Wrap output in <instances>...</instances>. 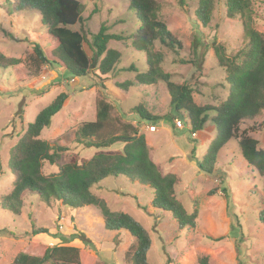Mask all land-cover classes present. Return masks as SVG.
Wrapping results in <instances>:
<instances>
[{
    "label": "rangeland",
    "instance_id": "rangeland-1",
    "mask_svg": "<svg viewBox=\"0 0 264 264\" xmlns=\"http://www.w3.org/2000/svg\"><path fill=\"white\" fill-rule=\"evenodd\" d=\"M78 1L81 17L71 27L73 30L90 40V35L104 24L109 33L126 38L109 41V47L121 52V60L103 82L105 89L90 72L74 77L63 67L32 63V44H39L49 54L55 47L53 37L41 24L37 11L13 10V6L0 0V52L20 59L18 64L0 69V203L2 196L12 188L8 169L10 151L38 111L60 92L68 94L62 109L53 115L50 125L39 136L58 139L67 148L59 159V164H63L73 155L89 158L96 152L76 142L74 133L82 123L94 121L96 101L104 99L113 105L112 116L137 126L139 133L145 134V142L155 149L154 160L162 172L177 177V200L188 213L196 211L195 226L180 229L170 212L150 205L152 191L146 185L120 175L107 177L90 188L109 208L129 213L147 230L151 239L148 262L195 264L198 257L207 255L213 264H264V225L257 218L259 211L264 210V176H259L246 164L235 140H230L218 152L211 174L199 171L190 154L193 148L197 158L206 153L215 133L211 122L208 120L202 132L190 134L185 123L187 116L169 106V93L163 82L149 86L134 83L126 92L114 84L133 81L135 72L123 68L132 65L142 70L145 67V54L130 48L128 38L139 27V22L129 2ZM156 1L161 5L159 19L182 44L180 49L171 50L154 43L153 51L159 50L165 55L164 72L170 73L175 83L191 84L195 90L193 100L198 105H216L224 100L228 92L224 70L217 66L212 49L202 54L201 47L193 49L191 42L195 34L203 44H210L215 38L227 53H235L246 42L239 18H227L224 7L218 3L211 20L203 26L194 16L198 0H183L185 9L179 0ZM253 7L259 16L255 27L264 35V0H253ZM84 49L90 57L92 52L85 44ZM181 58L186 62L177 61ZM137 104L160 119L141 120L131 111ZM176 119L181 127L176 126ZM150 125L156 131H149ZM251 126L255 130L249 131V136L264 147V110L241 127ZM120 148L117 143L103 150L115 153L120 152ZM43 171L53 172L56 167L45 163ZM33 227L46 228L50 234L58 228L66 237L82 235L89 243L78 238L60 241L47 234L32 235ZM134 243L123 230H106L99 211L92 205L71 208L54 198L47 202L30 195L24 198V206L15 216L0 204V264L10 263L22 252L41 256L45 247L52 245L78 247L85 252L83 264H125L124 254ZM43 264L62 263L46 261Z\"/></svg>",
    "mask_w": 264,
    "mask_h": 264
},
{
    "label": "trees",
    "instance_id": "trees-1",
    "mask_svg": "<svg viewBox=\"0 0 264 264\" xmlns=\"http://www.w3.org/2000/svg\"><path fill=\"white\" fill-rule=\"evenodd\" d=\"M5 1L13 6V10L37 11L41 24L46 26L47 32L55 41V47L49 54L39 44L33 43V55L30 57L32 63L36 66L44 64L63 67L74 77H82L90 72L101 87L106 88L103 82L109 79L108 76L121 60V52L109 47V41H123L125 37L109 33L104 24L90 35V40L81 32L73 30L71 27L81 17V3L78 0ZM127 1L139 22V27L128 38L130 48L145 54V67L142 70L132 65L123 68L134 71V79L115 82V86L126 92L134 83L149 86L163 82L169 93V106L180 115L187 116L185 123L190 134L202 132L209 120L215 133L206 153L197 158L193 155V148L190 154L202 173L211 174L218 152L230 140H235L246 164L259 176H264V147L257 139L249 136V131H254L255 127H241L246 120L254 119L264 110V35L255 27L259 16L254 10L253 0H198L194 12L197 23L206 26L216 5L221 3L227 18H239L246 38L244 46L232 54L227 53L224 45L216 42L215 38L210 44H203L197 34L193 36L191 47H201L202 54L209 48L212 49L217 66L225 72L224 81L228 92L226 98L216 105L196 104L193 100L195 90L191 84L175 83L171 80L172 75L164 72L162 63L165 55L162 51H153L154 43L158 42L171 50L180 49L182 44L159 19L160 3L156 0ZM179 4L185 9L183 0H179ZM84 44L92 52L90 57ZM177 61L186 62L182 58ZM19 62V58L0 52V69ZM67 97V93L60 92L38 111L33 122L27 124L24 133L12 147L8 160L12 188L2 196L0 204L15 216L20 214L24 198L30 195H36L47 202L54 198L71 208L92 205L99 211L106 230H123L134 239L135 243L124 254L125 264H150L147 252L151 239L147 230L129 213L109 208L102 198L90 192V188L107 177L120 175L131 182L146 185L152 191L150 205L170 212L180 229L195 226L196 211L188 213L177 200V177L172 173L162 172L160 165L153 159L152 148L147 145L138 127L112 116L113 105L104 99L96 101L94 121L82 123L74 133L76 142L83 143L86 148H93L96 152L89 158L73 155L66 163L59 164L61 153L67 148L58 139L48 140L39 136L50 125L53 115L62 109ZM131 111L144 121L160 119V116L148 112L142 104H137ZM117 143L121 145L120 152L103 150ZM45 163L56 167V171L45 173ZM213 192L214 189L210 191L211 194ZM257 218L264 225V210L259 211ZM31 234H47L60 241L78 238L89 243V239L82 235L71 234L66 237L58 228L55 233L50 234L46 228L33 227ZM84 254L75 246L52 245L46 246L41 256L22 252L7 264H43L46 261L83 264ZM195 264L213 263L209 256L202 255Z\"/></svg>",
    "mask_w": 264,
    "mask_h": 264
},
{
    "label": "built area",
    "instance_id": "built-area-1",
    "mask_svg": "<svg viewBox=\"0 0 264 264\" xmlns=\"http://www.w3.org/2000/svg\"><path fill=\"white\" fill-rule=\"evenodd\" d=\"M175 122H176V126L177 127H181L182 126V124H181V122L179 120L176 119ZM147 129L149 131H156V128L153 125H150L149 127H147Z\"/></svg>",
    "mask_w": 264,
    "mask_h": 264
},
{
    "label": "crops",
    "instance_id": "crops-1",
    "mask_svg": "<svg viewBox=\"0 0 264 264\" xmlns=\"http://www.w3.org/2000/svg\"><path fill=\"white\" fill-rule=\"evenodd\" d=\"M143 135L145 136V134L143 133ZM144 138H146V137H144ZM146 143L148 144V142L146 141ZM149 145V144H148ZM150 146V145H149ZM152 149H153V159H154V156H155V149L152 147V146H150ZM155 161V160H154ZM156 162V161H155Z\"/></svg>",
    "mask_w": 264,
    "mask_h": 264
}]
</instances>
